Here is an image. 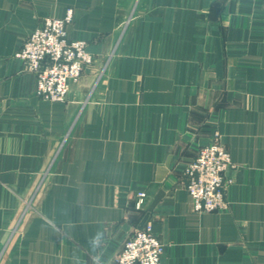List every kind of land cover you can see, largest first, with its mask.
Listing matches in <instances>:
<instances>
[{
    "label": "crops",
    "instance_id": "crops-1",
    "mask_svg": "<svg viewBox=\"0 0 264 264\" xmlns=\"http://www.w3.org/2000/svg\"><path fill=\"white\" fill-rule=\"evenodd\" d=\"M68 9L93 62L51 101L16 53ZM216 132L230 205L196 212ZM146 225L161 264H264V0H0V264H118Z\"/></svg>",
    "mask_w": 264,
    "mask_h": 264
},
{
    "label": "built area",
    "instance_id": "built-area-1",
    "mask_svg": "<svg viewBox=\"0 0 264 264\" xmlns=\"http://www.w3.org/2000/svg\"><path fill=\"white\" fill-rule=\"evenodd\" d=\"M72 19V9L60 17H45L16 53V57L36 75V91L47 100L65 101L71 85L81 79L85 67L93 62L87 41L70 37L68 25ZM233 166L222 136L216 132L183 169L185 188L194 211H222L229 207L226 193L233 179L227 176V171ZM144 198L145 193L138 192V208ZM163 254V242L151 226L146 225L125 241L117 263L161 264Z\"/></svg>",
    "mask_w": 264,
    "mask_h": 264
},
{
    "label": "clouds",
    "instance_id": "clouds-1",
    "mask_svg": "<svg viewBox=\"0 0 264 264\" xmlns=\"http://www.w3.org/2000/svg\"><path fill=\"white\" fill-rule=\"evenodd\" d=\"M101 233H97L96 237L91 241L93 248L97 247L101 239Z\"/></svg>",
    "mask_w": 264,
    "mask_h": 264
},
{
    "label": "rangeland",
    "instance_id": "rangeland-1",
    "mask_svg": "<svg viewBox=\"0 0 264 264\" xmlns=\"http://www.w3.org/2000/svg\"><path fill=\"white\" fill-rule=\"evenodd\" d=\"M30 71V70H29ZM32 72V71H31ZM34 73V72H33ZM36 76V75H35Z\"/></svg>",
    "mask_w": 264,
    "mask_h": 264
}]
</instances>
